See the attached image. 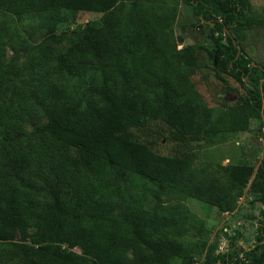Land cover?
<instances>
[{
  "label": "trees",
  "instance_id": "16d2710c",
  "mask_svg": "<svg viewBox=\"0 0 264 264\" xmlns=\"http://www.w3.org/2000/svg\"><path fill=\"white\" fill-rule=\"evenodd\" d=\"M118 1L0 0V13L38 19L41 32L15 34L0 16V264H264V157L257 168L224 165L220 191L198 187L225 212L248 185L261 204L255 244L233 237L219 252L167 230L166 198L191 178V152L161 155L135 132L163 120L158 136L188 145L249 130L263 117L264 64L247 56L242 31L264 16L247 14L250 0H184L211 28L227 92L236 88L225 75L246 92L205 126L183 68L184 57L205 67L203 45L171 59L137 15L120 28L113 17L90 21L81 38L59 32L68 12L107 13Z\"/></svg>",
  "mask_w": 264,
  "mask_h": 264
},
{
  "label": "rangeland",
  "instance_id": "374dc122",
  "mask_svg": "<svg viewBox=\"0 0 264 264\" xmlns=\"http://www.w3.org/2000/svg\"><path fill=\"white\" fill-rule=\"evenodd\" d=\"M251 9L247 14L262 18L264 0H250ZM137 15L152 25L159 33V44L167 46L171 59L183 57L185 48L190 44L203 45L201 57L205 67L199 68L190 58H183V68L193 85L189 97L200 103L204 125L210 124L222 111L224 103H235L240 95H246L244 88L235 78H225L235 91L227 92L225 83L213 69L209 50L213 47L211 28L208 23L200 22L192 5L184 0H119L113 10L104 13L96 11L68 12L67 20L58 26L59 32L78 33L81 28L93 20H118L120 28L131 22ZM1 20L15 31V34L34 39L41 37L36 31L38 19H29L11 12H1ZM120 24V25H119ZM242 40L247 56L254 64H264V26L245 25ZM167 125L163 120L149 125L148 128L135 129L139 138L151 144L155 152L161 155H176L184 150L192 154L191 178L171 190L166 198L167 212L165 220L171 233L177 227L181 237L187 242H206L216 245L217 251L225 252L233 239L237 237L241 244L249 248L256 242L260 222L261 204L256 202L257 194L245 189L238 200V207L230 212L222 211L217 205L204 201L198 187L209 191L222 188L223 166L233 163H250L256 168L264 157V112L263 117L252 121L247 131L231 132L214 141L194 140L188 145L161 138L157 132H165ZM132 204V201L127 200ZM147 207L153 208L155 202L149 198ZM130 204H127L129 206ZM179 216V218L177 217ZM199 257V256H198ZM202 261L203 256L199 257ZM201 264V263H197Z\"/></svg>",
  "mask_w": 264,
  "mask_h": 264
},
{
  "label": "water",
  "instance_id": "95a60500",
  "mask_svg": "<svg viewBox=\"0 0 264 264\" xmlns=\"http://www.w3.org/2000/svg\"><path fill=\"white\" fill-rule=\"evenodd\" d=\"M75 36L78 37V38H81L82 37V32L75 33Z\"/></svg>",
  "mask_w": 264,
  "mask_h": 264
},
{
  "label": "crops",
  "instance_id": "0c3cea01",
  "mask_svg": "<svg viewBox=\"0 0 264 264\" xmlns=\"http://www.w3.org/2000/svg\"><path fill=\"white\" fill-rule=\"evenodd\" d=\"M227 213V212H226Z\"/></svg>",
  "mask_w": 264,
  "mask_h": 264
}]
</instances>
